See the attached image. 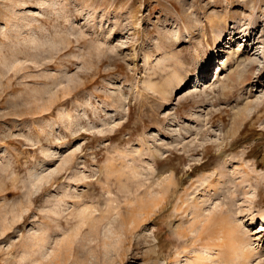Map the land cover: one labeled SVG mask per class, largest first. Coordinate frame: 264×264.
<instances>
[{"label":"rangeland","instance_id":"374dc122","mask_svg":"<svg viewBox=\"0 0 264 264\" xmlns=\"http://www.w3.org/2000/svg\"><path fill=\"white\" fill-rule=\"evenodd\" d=\"M263 222L264 0H0V264H264Z\"/></svg>","mask_w":264,"mask_h":264},{"label":"bare ground","instance_id":"6f19581e","mask_svg":"<svg viewBox=\"0 0 264 264\" xmlns=\"http://www.w3.org/2000/svg\"><path fill=\"white\" fill-rule=\"evenodd\" d=\"M200 85H201V83H200ZM207 188H211V187L210 186H207ZM251 219H252V221L255 220L254 217H252ZM239 228L240 227L237 225L236 228L233 230L234 232L233 233L231 232L230 241H231V244L232 245H240L244 249V246L242 245V242H243V240H242V234L243 233L240 231ZM263 229H264V222H263ZM179 262H180V260H179ZM192 264H196V262H193Z\"/></svg>","mask_w":264,"mask_h":264}]
</instances>
